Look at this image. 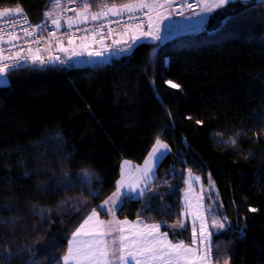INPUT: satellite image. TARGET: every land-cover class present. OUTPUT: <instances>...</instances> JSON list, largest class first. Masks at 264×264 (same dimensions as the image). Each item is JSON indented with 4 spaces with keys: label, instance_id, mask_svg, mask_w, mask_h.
I'll use <instances>...</instances> for the list:
<instances>
[{
    "label": "trees",
    "instance_id": "1",
    "mask_svg": "<svg viewBox=\"0 0 264 264\" xmlns=\"http://www.w3.org/2000/svg\"><path fill=\"white\" fill-rule=\"evenodd\" d=\"M101 2L95 0L92 11ZM50 3L0 0V9L19 6L39 24L50 22L44 15ZM8 78L10 85L0 88V264H30L32 259L52 264L83 221L81 213L98 210L115 192L122 162L143 164L157 136L170 151L157 169L155 194L127 201L117 217L161 223L173 242L190 244V226L174 234L164 222L177 223L191 170L204 184L212 178L220 211L232 225L226 222L212 237V264H264L260 2L238 1L234 9L210 15L200 31L144 42L131 57H113L107 65L59 64L12 71ZM167 80L180 88L168 86ZM236 133L239 151L219 143ZM83 173L98 177L91 185L98 195L81 183ZM66 175L75 187L58 190ZM79 199L87 203L78 204ZM34 208L47 209V219L34 214Z\"/></svg>",
    "mask_w": 264,
    "mask_h": 264
},
{
    "label": "snow or ice",
    "instance_id": "2",
    "mask_svg": "<svg viewBox=\"0 0 264 264\" xmlns=\"http://www.w3.org/2000/svg\"><path fill=\"white\" fill-rule=\"evenodd\" d=\"M176 2L177 0H129L127 3L109 4L108 0H102L101 3L96 4L99 10L92 11L95 0H80L81 10L79 12H76V9H69L76 12V15L67 17L66 26L68 29H72L76 25L108 20L110 17L127 15V19L123 22H110L121 24L122 31L119 32L111 28L110 23L108 25L104 23L94 24L91 28H77V31L83 33L79 37L81 43L78 46L75 44V33L68 35L67 43L70 47H64L63 41L58 40L59 51L69 54L66 60H61L59 56L52 55L46 58L42 57L39 47L35 51L31 47L26 49L20 47L17 51L11 52L10 49L3 47L4 43L15 48L14 41L19 40L20 36L16 32L5 33L4 29L0 28V78L7 83L9 70H36L43 68L46 64H56L57 62L67 65L74 57L104 58L105 60L113 54L131 57L134 51L146 40L161 42L165 38L161 35L162 26L171 27V25H165V21L171 19L174 11H178L183 16L184 9L191 10L195 12L197 17L201 18L198 22L202 24L208 15L223 12L230 8L234 9L238 0H197L196 5L185 2L181 4L180 9L174 8ZM260 6L264 8V0H260ZM197 7L200 8L199 12H196ZM50 8L60 9V0H52ZM22 12L23 9L19 6L3 8L0 9V18L18 16ZM137 13H142L146 20L141 19L140 16L136 15ZM44 15L57 29L63 26L61 12H56L54 15V11L49 10ZM238 15L242 16V14ZM23 19L25 23H28L26 15ZM46 26L47 20L43 24L31 27V30L24 27V36L34 37L37 29L42 30ZM48 35L55 36V33L50 32ZM113 35L119 38L113 39L112 46H109L105 41ZM5 36H7V40H5ZM33 42L38 45L40 40L36 39ZM94 45H99V50H94ZM105 53H108V57L105 56ZM155 54L156 48H153L149 62L154 60ZM165 83L172 88H180V85L171 80H167ZM200 123L202 121H197V124ZM239 136L240 133H236L228 140L221 138L219 143L239 151L237 148ZM58 140L62 141V137H58ZM169 151V145L157 136L148 157L143 162V166L132 165L131 162L124 160L121 164L120 179L116 181V191L103 202L100 208L105 216L111 215V219H99L100 212L95 209H91L90 214L81 213L83 222L72 232L66 253L59 258L54 256L52 264H212L211 237L225 229L227 218L224 217L223 220L218 218L224 216L223 213L217 212L218 202L215 207L212 203L205 207L204 195L194 194L191 170H189L186 181L187 188L183 196V209L177 213L179 217L177 223L168 225L164 222V226L176 234L177 231L188 230L187 217L191 216L190 244H186L182 240L173 242L172 239H169L168 232H161V223H148L140 218L135 221L120 220L116 216L118 211H123L122 205L127 201L143 200L147 192L155 194V180L158 179L157 169ZM80 178L81 183L89 188L90 194L98 195L91 187L92 181L98 179L94 173H83ZM199 179V177H195V180L199 181ZM74 187L75 184L66 175L62 184L58 186V190ZM200 190L201 193H204L202 185ZM150 202L151 198L147 203L150 204ZM77 203L86 204L87 201L79 199ZM66 206L61 205V207ZM249 210L256 211V209ZM33 211L42 219H47L49 214L47 209L34 208ZM209 213H211L210 221L208 219ZM162 215H167V210L162 211ZM197 222L199 223L198 229ZM227 223L228 227L231 228V223ZM239 233L243 235V230H239ZM30 264H36L35 259H32Z\"/></svg>",
    "mask_w": 264,
    "mask_h": 264
},
{
    "label": "built area",
    "instance_id": "3",
    "mask_svg": "<svg viewBox=\"0 0 264 264\" xmlns=\"http://www.w3.org/2000/svg\"><path fill=\"white\" fill-rule=\"evenodd\" d=\"M185 2L192 3V4L196 5L197 0H177V2L174 5V8L175 9H180L181 4H183ZM69 9H77V8H76V6L74 4H71V5H69L67 7L65 13L72 15L71 13L73 11H70ZM198 9H199V7L196 8V11ZM192 12L193 11H191V10L184 9V15H186L188 13H192ZM173 13L178 18L182 17V15H180L178 11H174ZM136 15L140 16L141 19H145L146 20V17H144L142 13H137ZM23 17H24V14L22 13V14H20L18 16L0 18V28L4 29L5 33H7V32H16L20 36L19 40L14 41V43L16 45L15 48L12 47V45H9L7 43H4L3 47L5 49H10L11 52L17 51L18 48H20V47H23L25 49L28 48V47H31L33 51H35L36 48L39 47L41 49L40 55L42 57H45V55L47 54V52H48V50L50 48H52L53 46H58V43H57L58 40H62L63 44L67 43V38H68V35L70 33H75V37H74L75 42L80 40L79 37L82 36L83 33L80 32V31H77V28H80V29L91 28L94 24H99V23H104V24L108 25L112 21H121V22H123V21H125L127 19V15H125L124 17H110V18H108V20H102V21H98V22H95V23H88V24H84V25H81V26H78V27H74L72 29H65V30L57 29L50 22H47V26L44 27L42 30L41 29H37L36 35L34 37H25L24 33H23V28L24 27H28L31 30V27H34V26H36L38 24L32 23L28 17H27L28 23H25ZM43 23H45V21L41 22L39 24H43ZM110 26L114 30H116L117 28L122 29L121 24H117V23H114V22L110 23ZM50 32H54L55 36H49L48 34ZM36 39L40 40V43L38 45L33 42ZM113 39H118V37L116 35H113L112 37L106 39L105 43L108 44L109 46H112V40ZM5 40H7V36H5ZM113 48H114V46H113ZM50 55L59 56V54H55L54 55L52 53ZM113 56L119 57V56H122V55L113 54ZM9 63H10V61H9ZM57 65H59V62H57L56 64H46L43 67H45V66H57ZM12 71L13 70H9L8 73H10Z\"/></svg>",
    "mask_w": 264,
    "mask_h": 264
},
{
    "label": "crops",
    "instance_id": "4",
    "mask_svg": "<svg viewBox=\"0 0 264 264\" xmlns=\"http://www.w3.org/2000/svg\"><path fill=\"white\" fill-rule=\"evenodd\" d=\"M65 1L66 0H63V3H62V5H61V9L62 8H64V3H65ZM238 1H240V2H243V3H247V2H251V1H255V0H238ZM70 2H72V1H70ZM77 3V2H76ZM60 9V10H61ZM200 11V8H199V10L198 11H196V12H199ZM188 17H191V19H188ZM209 17H210V15H208L206 18H204V22L201 24V23H199L198 21L201 19L200 17H197L196 15H195V12L194 13H190V14H186L185 16H183V17H181V18H176L175 16H174V14H172V17H171V19L170 20H167V21H165V25H171V27L170 28H166V27H163L162 26V32H161V35L163 36V37H165L161 42H163V41H167V40H169V39H171V38H173V37H176V36H178V35H181V34H184V33H189V32H197L198 30H202V29H204L205 28V25H206V23H207V21H208V19H209ZM92 23H94V22H92ZM78 26V25H77ZM119 31H122L121 29H117L116 30V32H119ZM145 42H147V40L145 41ZM151 42V41H150ZM81 43V41H79V42H77V45L76 46H78L79 44ZM67 47H70V46H66V48ZM94 50H99V45H94ZM62 53V55H64L65 57H66V59L68 58V55L69 54H66V53H63V52H61ZM84 59H87V57H79V58H77V57H74L73 58V60L72 61H70V62H74V61H77V60H84ZM148 157V156H147ZM128 161V160H127ZM129 162H131V161H129ZM131 164L132 165H137V164H135V163H133V162H131ZM140 166H143V164H141ZM188 173H189V171L187 172V175H186V181L188 180ZM192 174V176H193V182L192 183H196L197 182V180H195V177H199L200 179L199 180H202V178L200 177V176H198V175H196V174H193V173H191ZM120 176H121V171H120ZM119 179H120V177H119ZM186 181H185V188H184V192H185V190H186V188H187V184H186ZM203 181V180H202ZM116 191V190H115ZM184 192H183V196H184ZM108 199V198H107ZM104 202V201H103ZM103 202L99 205V209L98 210H96V211H98V212H100V216H99V219H101V220H110L111 219V215H109V216H102V214H104L102 211H100V208H101V206L103 205ZM90 214V213H89ZM117 216V215H116ZM86 218V217H85ZM118 218V217H117ZM119 219V218H118ZM120 220H123V219H120ZM128 220V219H127ZM137 220V219H136ZM129 221H132V220H129ZM133 221H135V220H133ZM83 222V221H82ZM81 222V223H82ZM79 226V225H78ZM77 226V227H78ZM190 226V225H189ZM191 227V226H190ZM75 230V229H74ZM73 230V231H74ZM72 231V232H73ZM161 232H164L163 230H162V226H161ZM72 234V233H71ZM169 236V235H168ZM70 238H71V235H70V237H69V239H68V241L70 240ZM169 239H170V237H169ZM68 241H67V246H68ZM66 250H67V247H66ZM66 250H65V252H64V254L66 253Z\"/></svg>",
    "mask_w": 264,
    "mask_h": 264
},
{
    "label": "rangeland",
    "instance_id": "5",
    "mask_svg": "<svg viewBox=\"0 0 264 264\" xmlns=\"http://www.w3.org/2000/svg\"><path fill=\"white\" fill-rule=\"evenodd\" d=\"M69 1V2H68ZM70 1H72V2H70ZM62 2V0H60V3ZM66 2H67V4H65V6H64V12L62 13V16H63V19H62V21H61V23H65V25H66V19H67V17H69V16H75L76 15V12H79L81 9H79V10H77L76 9V12H72L71 14L72 15H70V14H67V13H65L66 12V9H67V7L69 6V5H71V4H74L73 2H77L79 5H80V0H66ZM61 9V8H60ZM60 9H54V8H52L51 10H53L54 11V15H55V13L56 12H61V10ZM65 14V15H64ZM50 23H51V21H50ZM63 25V24H62ZM64 26V25H63ZM77 26V25H76ZM79 26V25H78ZM75 27V26H74ZM62 28V27H61ZM60 28V29H61ZM68 29V28H67ZM198 31H200V30H198ZM118 37V36H117ZM119 38V37H118ZM80 40H78V41H76L75 42V44L77 45V42H79ZM68 45V43H65L64 44V47H66ZM69 46V45H68ZM59 54V57L61 58V60H66V57L64 56V55H62V53H61V51H59V45L58 46H53L52 48H50L49 50H48V52H47V54L45 55V57H47V56H49L50 54ZM85 60V59H84ZM73 62H69V64H72ZM60 64V63H59ZM68 64V65H69ZM60 65H63V64H60ZM210 178V177H209ZM201 185H202V187H203V189H204V193H201ZM193 192H194V194L195 195H201V194H203L204 195V205H205V207H207L210 203H212L213 204V206L215 207V204L218 202V197H217V194H216V189H215V186H214V183H213V180H212V178H210L209 180H208V182L206 183V184H204L203 183V181L202 180H199V181H197L196 183H193ZM211 193V195H209ZM217 212L218 213H222L221 211H220V207H218L217 208ZM219 219H221V220H223L224 219V216L223 217H218ZM191 216H188L187 217V221H188V224L191 226ZM208 219H209V221L211 220V213H209L208 214ZM225 225H226V223H225ZM198 227H199V223L197 222V229H198ZM211 230V229H210ZM197 234H199V233H197ZM215 235V234H214ZM213 235V236H214ZM212 236V237H213ZM212 237H211V240H212Z\"/></svg>",
    "mask_w": 264,
    "mask_h": 264
},
{
    "label": "water",
    "instance_id": "6",
    "mask_svg": "<svg viewBox=\"0 0 264 264\" xmlns=\"http://www.w3.org/2000/svg\"><path fill=\"white\" fill-rule=\"evenodd\" d=\"M256 1L260 2V0H256ZM105 56L108 57V53H105ZM112 60H113L112 55L106 60L104 58H92V59L87 58L85 60L74 61L72 63V66L75 68H86V67L93 66L95 64L107 65V64H110ZM9 85H10V82H9L8 76H7V83H5L2 78H0V88L8 87Z\"/></svg>",
    "mask_w": 264,
    "mask_h": 264
}]
</instances>
